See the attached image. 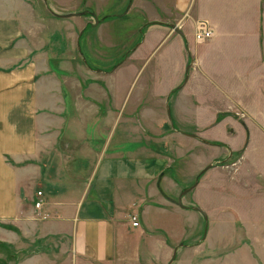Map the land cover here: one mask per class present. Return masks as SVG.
<instances>
[{
	"label": "crops",
	"instance_id": "obj_1",
	"mask_svg": "<svg viewBox=\"0 0 264 264\" xmlns=\"http://www.w3.org/2000/svg\"><path fill=\"white\" fill-rule=\"evenodd\" d=\"M139 1L144 7L149 3ZM151 1L160 10L154 13L157 19L152 22L156 25L148 27L140 44L135 46L133 61L125 67L129 59L125 51L117 64H113L112 57H105L106 64L113 66L110 70L89 72L90 76L103 78L105 88L77 90L76 95L83 102L68 110L80 106L93 115L87 120L82 116L79 120L74 118L72 124H68L74 136L60 138L64 115H58L56 122L47 119L49 121H41L36 126L34 112L48 113L55 106L58 112L66 113L68 105L64 104V93L52 104L50 96L54 91L49 87L41 89L40 104H34L33 95L37 91L31 37L30 45L26 43L27 8L21 0H0V244H17V239L34 237L35 225H40L33 220L35 209L31 206L36 200V196L33 197L38 169L35 160L48 151L49 145H60L58 141L62 139L82 145L78 153L85 159L73 163L71 173L65 177L66 163L70 166L69 154H65V145L58 149L64 164L60 179L64 187H52L56 192L51 196L55 203L47 204L57 215L50 223L60 230L54 233L69 239L74 264H113L123 249H132L135 253L155 238L139 229L145 223L141 218L146 210L143 211L141 205L147 199L162 198L159 184L166 181L169 164V158L158 154L154 136H160L164 127H175L177 117L184 120L185 126L206 128L210 112H223L231 105L241 110L244 104L240 96H255V101L249 103V110L257 113V89L258 86L262 88L261 82H264V0ZM70 14L77 15L69 19L83 17V13ZM91 17L96 18V14ZM111 17L105 28L114 26L124 16ZM198 23L208 26L212 38L201 43L193 39L189 46L186 35L192 36ZM170 41L173 44L168 47ZM101 45L109 48L107 55L112 48L120 49L126 44L115 41ZM149 50L151 55L146 53ZM155 52L156 66L149 67L147 61ZM82 63H86L84 58ZM130 67L135 73L128 78L126 73ZM42 70L45 72L48 68L42 67ZM256 117L251 122L264 128V122ZM54 124L59 128L57 137L50 131ZM100 132L105 136L97 138ZM171 134L174 140L180 133L172 130ZM186 136L209 145L196 135V138L183 135ZM43 163L42 160L41 165ZM66 184L70 186L65 188ZM209 185H202L206 188L200 189L198 182L190 191L195 200L199 197L196 192L199 189L201 193L209 191ZM178 196L176 200L169 196L162 199L168 205L188 211L182 204L184 196L181 204L185 208L178 207ZM200 197L205 200L206 194ZM253 200H258L255 202L264 208V198ZM131 213L141 216L138 227H132ZM258 220L264 221V217ZM263 236L255 235V240ZM31 260H34L32 256L24 264H31Z\"/></svg>",
	"mask_w": 264,
	"mask_h": 264
},
{
	"label": "rangeland",
	"instance_id": "obj_2",
	"mask_svg": "<svg viewBox=\"0 0 264 264\" xmlns=\"http://www.w3.org/2000/svg\"><path fill=\"white\" fill-rule=\"evenodd\" d=\"M147 1L149 3L144 7L139 0H21V4L27 8L25 15V24L27 30L29 29L27 46L30 45L31 37L34 86L37 91L33 95L34 104H40L39 91L49 87L55 93L50 96V103H57L60 93H64L63 98L66 102L64 104L68 105L66 113L58 112L55 106L51 107L48 113L34 112V125L37 126L47 119L56 122L58 115H64L65 122L58 137H70V134L74 136L68 124H72L74 118L79 120L82 116L87 120L93 115L80 106L76 110H68L70 106L78 103L81 105L83 102L77 97V90L90 87L104 89L106 85L103 78L99 75L90 76L89 72L110 70L113 66L106 64L105 57L107 56V59L112 57L113 64H117L121 62L125 51L128 52L126 57L129 58L125 63L127 67L133 61L132 52L142 41L146 29L156 25L152 22L157 19L154 13L158 14L160 10L158 5L154 6V2ZM51 13L57 15L83 13V17L62 19L52 16ZM91 14H96V18L91 17ZM117 15L124 17L118 23L114 22L117 23L114 26L105 28L108 19ZM95 20L98 25H95ZM115 41L126 45L120 49L112 48V52L105 55L109 48L101 43ZM186 41L191 46L193 35L187 34ZM167 44L170 47L173 42ZM183 49H186L185 43ZM146 53L151 55L150 50ZM155 54L156 52L147 61L149 67L156 66ZM83 58L86 60L85 64L82 63ZM42 67H47L48 70L41 72ZM132 68L130 67L126 73L128 78L133 76L131 73H135ZM261 85L262 88L258 86L257 89L259 94L257 113L249 110V103L255 101V96H240L244 104L241 110L231 105V108L226 106L223 112H210V123L206 128L185 126L184 120L177 117L175 127L171 125L164 127L160 136H154L158 154L169 158L165 172L166 181L159 184V194H162V198L169 196L176 200L179 192L191 186L199 171L209 164L214 166L198 177L201 185L198 187L203 189L206 187L202 185L209 184H214L215 187L209 185V191L202 193L199 189L196 192L199 195L198 203L196 197L191 194L193 192L184 196L182 204L188 211L168 205L160 195V199L155 197L143 202L141 206L144 207L143 211H146L141 219H144L145 223L140 225L139 229L147 235H154L155 238L146 243L144 248L137 249L135 253L132 249H123L113 264H169L173 249L179 245L181 248L171 264H264V236L255 240V235L264 234V221L258 220L264 217V208L255 202L258 200H253L264 198V139H262L264 128L251 122L256 115L257 119L264 122V82H261ZM229 98H226V103L229 102ZM59 103L63 104L62 101ZM175 115L176 113L174 117ZM58 129L54 124L50 130L54 131L52 132L54 137H57ZM172 130L183 135H196L209 145L187 136L184 138L180 134L173 140L170 136ZM104 136L105 134L100 132L96 137ZM58 142L60 145L55 143L49 145L48 151L35 160L38 169L35 172L37 182L33 187V197L37 192H42L46 203L42 212L50 213L45 219H41L39 213L33 210V220L40 224L35 225L34 237L20 241L17 239V244L2 242L0 264H24L30 256L34 258L29 262L31 264H74L69 239L55 234L54 232L60 230L54 224H50L57 215L49 205L55 203L51 196L56 192L52 187L57 185L64 187L60 180L64 164L58 149L65 145V154H69L70 166L67 162L65 177L71 173L73 163H80L79 161L85 157L78 153L82 145H77V142L62 139ZM40 159L43 160V165ZM68 184L65 188L70 186ZM254 187L255 190L259 189L257 193ZM204 194L207 199L206 197L205 200L200 199ZM31 206H34L33 202ZM193 207H200L207 213V218L203 219L200 213L192 210ZM131 214H137L139 221L141 216H138V213ZM251 220L254 223H250Z\"/></svg>",
	"mask_w": 264,
	"mask_h": 264
},
{
	"label": "built area",
	"instance_id": "obj_3",
	"mask_svg": "<svg viewBox=\"0 0 264 264\" xmlns=\"http://www.w3.org/2000/svg\"><path fill=\"white\" fill-rule=\"evenodd\" d=\"M212 35H213L212 31H210V29L205 23H198L193 32V39L195 42L201 43L211 39ZM44 205H45V201L42 192H37L36 200L34 201V208L35 211L38 212L39 215L41 216V219H45L49 215L47 211L42 212ZM41 213H44V215H42ZM130 221L132 227L138 226V218L136 215L130 216Z\"/></svg>",
	"mask_w": 264,
	"mask_h": 264
},
{
	"label": "water",
	"instance_id": "obj_4",
	"mask_svg": "<svg viewBox=\"0 0 264 264\" xmlns=\"http://www.w3.org/2000/svg\"><path fill=\"white\" fill-rule=\"evenodd\" d=\"M54 17H58V18H68V17H71V16H75L77 14H67V15H57L55 13H51ZM171 28L173 29H177V27L175 25H170ZM194 138H196V136H194ZM212 167V164H209L207 165L206 167H204L200 172L199 174L197 175V178L194 180V183L189 186L188 188L184 189L178 196V199H177V205L178 207L180 208H185L182 204H181V198L186 195L187 193H189L192 189H194V187L198 184V177L204 173L205 171L209 170L210 168ZM193 210L199 212L205 219H206V214L202 211V209H200L199 207H193L192 208ZM181 245L175 247L173 249V253H172V256H171V259H170V263L172 261H174L175 257H176V252L178 250V248L180 247Z\"/></svg>",
	"mask_w": 264,
	"mask_h": 264
},
{
	"label": "flooded vegetation",
	"instance_id": "obj_5",
	"mask_svg": "<svg viewBox=\"0 0 264 264\" xmlns=\"http://www.w3.org/2000/svg\"><path fill=\"white\" fill-rule=\"evenodd\" d=\"M213 166V165H212Z\"/></svg>",
	"mask_w": 264,
	"mask_h": 264
}]
</instances>
